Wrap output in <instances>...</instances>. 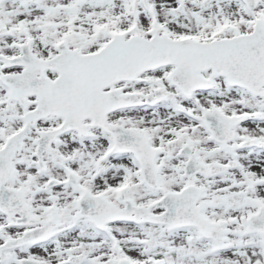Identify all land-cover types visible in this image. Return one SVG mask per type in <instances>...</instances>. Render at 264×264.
<instances>
[{
    "label": "snow or ice",
    "instance_id": "obj_1",
    "mask_svg": "<svg viewBox=\"0 0 264 264\" xmlns=\"http://www.w3.org/2000/svg\"><path fill=\"white\" fill-rule=\"evenodd\" d=\"M0 264H264V0H0Z\"/></svg>",
    "mask_w": 264,
    "mask_h": 264
}]
</instances>
